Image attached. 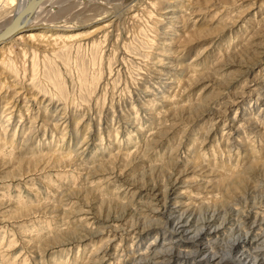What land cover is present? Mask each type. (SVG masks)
<instances>
[{
  "label": "rangeland",
  "instance_id": "374dc122",
  "mask_svg": "<svg viewBox=\"0 0 264 264\" xmlns=\"http://www.w3.org/2000/svg\"><path fill=\"white\" fill-rule=\"evenodd\" d=\"M48 1L0 50V264H264V0Z\"/></svg>",
  "mask_w": 264,
  "mask_h": 264
},
{
  "label": "bare ground",
  "instance_id": "6f19581e",
  "mask_svg": "<svg viewBox=\"0 0 264 264\" xmlns=\"http://www.w3.org/2000/svg\"><path fill=\"white\" fill-rule=\"evenodd\" d=\"M27 1L28 0H16V4L13 8V13L10 15L11 18L10 20L12 19V17L19 11V9H21L23 6H25L27 4ZM154 1V0H153ZM158 1V0H157ZM156 2V1H155ZM50 0L48 1L47 3V6L48 4H50ZM40 4L42 5V1L39 2V4L37 5L36 8L33 9V11H30L28 13H26L24 16H23V19L19 22L18 26L14 29V31L12 32H9L8 34L5 35V37H3L2 39H0V50H3V48L7 47V44H8V41L10 42H13L14 40H16V36L18 37L19 35H22L24 32H28V39H34V38H45L43 37L44 35V28L43 26L41 27H34L37 25V22H42V21H47V20H42L45 16L43 14V9L40 8ZM46 4V3H45ZM262 5V4H261ZM7 7V1H2V3L0 4V17L1 19L4 21L5 18H6V13H5V10L4 8ZM175 7V6H174ZM261 7V6H260ZM174 9V8H172ZM4 11V12H3ZM172 10H168V12H170ZM174 18V16H173ZM46 19V18H44ZM10 20H8V18H6L5 22H3V26L0 27V30L5 26L6 23H8ZM1 24V23H0ZM53 25V24H52ZM47 27V26H46ZM54 27V26H53ZM6 50H9L11 52V48L7 47ZM5 50V51H6ZM24 50V49H22ZM8 52V51H7ZM4 50L3 52L1 53L3 57H6L4 56ZM200 57V56H199ZM5 59V58H4ZM195 60V59H194ZM3 61V60H2ZM1 61V62H2ZM162 71H165V70H162ZM259 72V71H258ZM36 97V96H34ZM11 114L8 115V118H10ZM174 169V168H173ZM173 186L170 185L168 188L165 189V193L163 195V193H160L159 190L157 189H152L154 191V193H152L154 196H155V200L157 201V205L163 207V208H166V203H167V198H168V195H171L172 193V188ZM130 191V190H129ZM151 194V193H150ZM147 195V194H146ZM145 195V196H146ZM162 201L164 203H162ZM179 201H175V203H178ZM105 226H108V225H104ZM118 226V225H117ZM112 227V226H111ZM115 227V226H114ZM119 227V226H118ZM125 228V226H124ZM109 229V228H108ZM109 232V230H108ZM115 232V231H113ZM117 235V234H116ZM259 254V253H258Z\"/></svg>",
  "mask_w": 264,
  "mask_h": 264
},
{
  "label": "water",
  "instance_id": "95a60500",
  "mask_svg": "<svg viewBox=\"0 0 264 264\" xmlns=\"http://www.w3.org/2000/svg\"><path fill=\"white\" fill-rule=\"evenodd\" d=\"M41 1L42 0H28L27 4L19 9V11L12 17V19L8 23H6L5 26L0 30V39L5 37V35L9 32L14 31L19 22L23 19V16L26 13L33 11V9L36 8Z\"/></svg>",
  "mask_w": 264,
  "mask_h": 264
}]
</instances>
